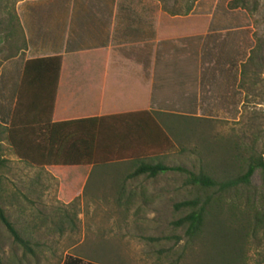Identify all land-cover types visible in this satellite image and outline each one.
<instances>
[{"label": "rangeland", "instance_id": "374dc122", "mask_svg": "<svg viewBox=\"0 0 264 264\" xmlns=\"http://www.w3.org/2000/svg\"><path fill=\"white\" fill-rule=\"evenodd\" d=\"M20 1L0 0V67L21 45ZM119 1L121 17L170 38L169 73L148 106L162 141L116 142L81 178L19 159L0 130V208L26 241L15 242L0 223V264H264L263 231L245 230V198L259 193V172L246 192L190 181L197 173L234 179L245 169V149L264 161V0ZM13 93L0 77V118ZM136 155L179 170L128 178ZM205 197L204 225L187 236L174 224L189 212L179 203Z\"/></svg>", "mask_w": 264, "mask_h": 264}, {"label": "crops", "instance_id": "0c3cea01", "mask_svg": "<svg viewBox=\"0 0 264 264\" xmlns=\"http://www.w3.org/2000/svg\"><path fill=\"white\" fill-rule=\"evenodd\" d=\"M119 2H18L21 45L0 67L1 83L7 84L14 93L11 103L6 104L9 107L0 118V125L6 126L9 122L24 63L48 57L58 59L57 69L53 68L52 72L50 68L42 87L38 86L36 77L32 78L35 86L30 90L35 93L25 96L24 104L39 107L50 122L89 118L131 122L138 112H148L153 87L162 84L164 74L169 73L164 58L173 49L170 38L160 30L154 33L148 23L143 25L136 18L121 17L123 9ZM45 10L48 15L41 12ZM33 72L24 79H29ZM44 167L71 169L75 171L74 176L81 178L87 168H93L86 164Z\"/></svg>", "mask_w": 264, "mask_h": 264}, {"label": "trees", "instance_id": "16d2710c", "mask_svg": "<svg viewBox=\"0 0 264 264\" xmlns=\"http://www.w3.org/2000/svg\"><path fill=\"white\" fill-rule=\"evenodd\" d=\"M250 61L251 57L249 56L245 66H248ZM58 65L56 57L34 59L24 63L23 75L16 91V100L9 122L6 126L0 125L2 126L0 130L4 133L9 147L19 159L39 166L83 164L95 166L102 164L111 154L116 142H118L117 145H126L125 142L128 138H134V136L135 139L143 137V144L145 143L146 146L162 141L163 129L145 111L138 112L136 119L131 122L115 120V118L50 122L39 107L25 105V96L29 97L35 93L33 89L30 90L35 86L32 78L36 77L39 80L38 86L42 87V82L48 80L50 68L53 72V68L57 69ZM30 71H34L33 74L29 79H24ZM53 75L55 77V71ZM118 128H122L123 131L119 132ZM115 138H119L118 140L123 142V139L126 140L121 143L122 141H116ZM136 156L132 160L136 162L132 171L126 175L128 178L142 174L154 177L165 171L179 170L178 167H167L158 162H143ZM3 162L4 159L0 152V167ZM255 171L259 172L261 188L258 194L256 191L253 193L252 199L249 200L248 196L245 198V230L250 229L252 234L256 230L264 233V161L261 158V153L255 154L252 148L245 149V169L234 179L217 183L209 176L197 173L196 175L190 174V181L204 189L216 188L219 192L238 185H245L246 192L249 179ZM209 202H211L209 197H205L200 205H197L196 200L180 202L179 206L188 207L189 212L177 219L174 224L185 226L184 232L187 236L197 235L204 225L205 207ZM0 223L15 242L23 246L26 245V241L19 236L1 208ZM73 261L76 260L73 259ZM63 264H68V262L65 261Z\"/></svg>", "mask_w": 264, "mask_h": 264}]
</instances>
